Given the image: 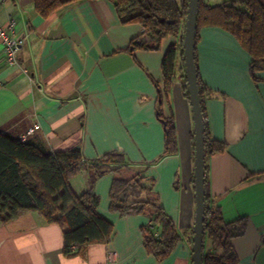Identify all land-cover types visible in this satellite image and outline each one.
<instances>
[{"label":"crops","instance_id":"obj_1","mask_svg":"<svg viewBox=\"0 0 264 264\" xmlns=\"http://www.w3.org/2000/svg\"><path fill=\"white\" fill-rule=\"evenodd\" d=\"M0 24L23 38L15 66L6 64L0 41V133L53 152L79 144L85 160L123 152L131 165L146 169L179 236L164 258L148 254L141 232L146 216L108 210L111 182L126 174H105L93 191L98 214L113 225L107 244L66 256L63 229L27 212L6 225L0 221V264H191L193 120L179 50L175 79L161 105L175 127L173 155L161 157L164 133L155 112L162 59L178 39H163L158 51L128 54L142 28L121 24L113 0H80L48 18L35 12L33 0H0ZM194 55L198 79L213 93L204 97L209 136L225 144L206 159L207 193L225 222L245 220L244 233L232 240L237 264H264V71L254 80L248 53L218 28L198 31ZM76 177L86 189L90 173ZM203 251H211L207 238Z\"/></svg>","mask_w":264,"mask_h":264},{"label":"trees","instance_id":"obj_2","mask_svg":"<svg viewBox=\"0 0 264 264\" xmlns=\"http://www.w3.org/2000/svg\"><path fill=\"white\" fill-rule=\"evenodd\" d=\"M77 1L80 0H33V6L40 17L48 18ZM113 7L121 24L137 23L142 28L141 35L133 38L125 50L130 55L137 50L158 51L163 39H178L163 56L162 87L155 83V112L164 133L161 157L173 155L177 152L175 127L170 118L163 117L161 105L175 79L178 50L183 92L189 100L182 54L187 0H113ZM203 27L230 34L250 56L249 73L257 80L256 73L264 71V0H199L195 43ZM197 85L204 126L203 235L211 247V251H202V264H237L232 240L244 233L245 220L225 222L207 193L206 159L222 152L225 144L209 136L204 97L213 93L202 86L198 76ZM145 170L131 165L121 151L85 160L79 144L53 152L0 133V221L6 225L20 214L35 213L45 223L63 229L64 255H80L89 245L107 244L112 236V223L97 212L99 198L93 191L95 182L105 174L125 173V178L114 177L111 182L108 210L120 217L145 215L148 224L141 228L144 249L162 259L173 250L179 236L174 223L160 207L153 192V180L144 175ZM82 171L90 173V182L85 191L75 194L69 181Z\"/></svg>","mask_w":264,"mask_h":264},{"label":"water","instance_id":"obj_3","mask_svg":"<svg viewBox=\"0 0 264 264\" xmlns=\"http://www.w3.org/2000/svg\"><path fill=\"white\" fill-rule=\"evenodd\" d=\"M198 1L187 0L182 38L184 76L193 120V186L195 210L191 239V264H202L204 242V126L197 85V70L194 60V39L197 28Z\"/></svg>","mask_w":264,"mask_h":264},{"label":"built area","instance_id":"obj_4","mask_svg":"<svg viewBox=\"0 0 264 264\" xmlns=\"http://www.w3.org/2000/svg\"><path fill=\"white\" fill-rule=\"evenodd\" d=\"M0 41L3 46V55L7 65L15 66L18 65V53L23 43V38L12 35L7 28H4L0 24ZM33 128L29 129L28 133H32ZM23 140V138L21 139ZM113 253L109 252L107 259L109 262L112 261Z\"/></svg>","mask_w":264,"mask_h":264},{"label":"rangeland","instance_id":"obj_5","mask_svg":"<svg viewBox=\"0 0 264 264\" xmlns=\"http://www.w3.org/2000/svg\"><path fill=\"white\" fill-rule=\"evenodd\" d=\"M69 183H70L72 191L75 194H80L88 188V187L86 189L82 188V185L80 184V182H78L77 177H74L73 179H71Z\"/></svg>","mask_w":264,"mask_h":264}]
</instances>
